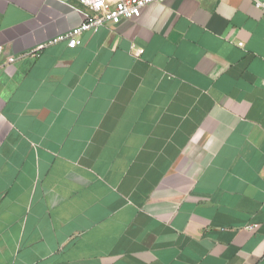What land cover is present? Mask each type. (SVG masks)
<instances>
[{
    "label": "crops",
    "instance_id": "0c3cea01",
    "mask_svg": "<svg viewBox=\"0 0 264 264\" xmlns=\"http://www.w3.org/2000/svg\"><path fill=\"white\" fill-rule=\"evenodd\" d=\"M74 6L0 0V264H264L261 10Z\"/></svg>",
    "mask_w": 264,
    "mask_h": 264
},
{
    "label": "built area",
    "instance_id": "2783aa9c",
    "mask_svg": "<svg viewBox=\"0 0 264 264\" xmlns=\"http://www.w3.org/2000/svg\"><path fill=\"white\" fill-rule=\"evenodd\" d=\"M80 7L76 9L84 16V21L68 33L61 34L53 39V42L67 40L70 47L81 43L83 32L108 23L117 24L123 19L135 18L141 15L142 9L151 3H159L164 0H76ZM255 7L261 10L264 16V0H252ZM240 45H243L240 42ZM143 49L135 53L140 56ZM3 47L0 45V62L2 60ZM255 224H249L248 229L253 230Z\"/></svg>",
    "mask_w": 264,
    "mask_h": 264
}]
</instances>
